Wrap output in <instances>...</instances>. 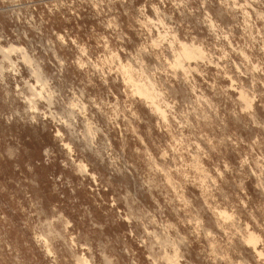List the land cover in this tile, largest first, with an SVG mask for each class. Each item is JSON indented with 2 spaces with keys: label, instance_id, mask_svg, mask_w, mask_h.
<instances>
[{
  "label": "clouds",
  "instance_id": "1",
  "mask_svg": "<svg viewBox=\"0 0 264 264\" xmlns=\"http://www.w3.org/2000/svg\"><path fill=\"white\" fill-rule=\"evenodd\" d=\"M0 264H264V0H0Z\"/></svg>",
  "mask_w": 264,
  "mask_h": 264
}]
</instances>
